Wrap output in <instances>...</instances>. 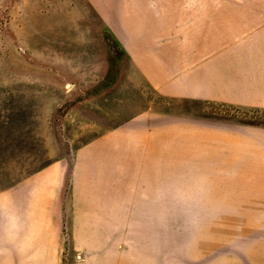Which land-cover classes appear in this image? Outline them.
<instances>
[{"label":"crops","instance_id":"0c3cea01","mask_svg":"<svg viewBox=\"0 0 264 264\" xmlns=\"http://www.w3.org/2000/svg\"><path fill=\"white\" fill-rule=\"evenodd\" d=\"M180 1L179 15L170 16H158L148 2L142 11L140 0L133 6L117 1L115 14L109 6L100 8L138 81L148 88L132 81L150 103L144 114L163 117L151 109L156 95L264 109V0ZM138 119L101 120V131L73 153L72 125L67 145L15 153L11 139L9 147L4 143L11 127L3 128L0 264H117L119 240H125L126 201L132 198L140 208L142 191L166 187L167 177L171 182L172 155L157 153V144L170 150L180 144L182 155L188 152L193 160L225 149L250 154L247 145L262 130L200 116L176 120L175 126L171 115L153 124ZM134 120L139 123L125 124ZM142 182L148 186L142 188Z\"/></svg>","mask_w":264,"mask_h":264},{"label":"rangeland","instance_id":"374dc122","mask_svg":"<svg viewBox=\"0 0 264 264\" xmlns=\"http://www.w3.org/2000/svg\"><path fill=\"white\" fill-rule=\"evenodd\" d=\"M117 1L0 0V136L11 127L6 130L11 137L0 139V165L1 142L9 147L11 139L14 153L67 145L72 125L73 153L107 118L113 124L130 117L153 124L171 115L175 126L176 120L200 116L233 127H261L247 145L250 154L225 149L193 160L188 152L182 155L180 144L171 150L157 144V153L172 155L171 182L167 177L166 187L142 191L140 208L132 198L126 201L125 240H119L116 263L264 264V144L259 142L264 109L156 95L151 109L163 117L144 114L150 103L137 88L145 84L100 11L109 6L115 14ZM137 2L125 0L131 6ZM140 2L142 11L148 2L158 16L179 15L180 0ZM174 131L179 136L180 128Z\"/></svg>","mask_w":264,"mask_h":264}]
</instances>
